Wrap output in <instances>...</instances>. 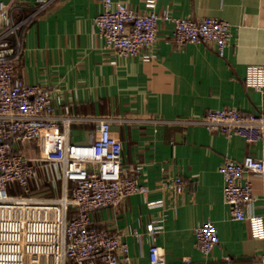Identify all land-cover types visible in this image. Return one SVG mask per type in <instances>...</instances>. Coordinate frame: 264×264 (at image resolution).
Masks as SVG:
<instances>
[{
    "label": "crops",
    "instance_id": "1",
    "mask_svg": "<svg viewBox=\"0 0 264 264\" xmlns=\"http://www.w3.org/2000/svg\"><path fill=\"white\" fill-rule=\"evenodd\" d=\"M5 1L15 19L24 20L15 76L59 89L76 115L111 117L112 134L123 145L124 171L148 187L146 193L126 196L115 207L90 213L92 224L128 242L131 262L121 264H149L150 239H139L133 231H144L159 217L164 229L156 242L167 264H254L264 250V238L252 236L248 220L233 218L224 200L219 166L226 157H263L264 140L250 143L240 135L174 120L198 118L219 107L264 113V89L245 81L249 65L264 66V0H157L154 5L121 0L162 15L154 46L157 56L151 61L102 47L93 23L104 9L101 0H50L39 13L36 0ZM204 15L230 23L232 35L224 55L218 54L213 41L179 45L174 40L173 17ZM59 130H64L63 124ZM67 134L71 142H88L98 135L96 122H71ZM32 143L26 144L30 155H45L44 142ZM39 174L32 193L47 197L62 193V179L47 181L42 167ZM173 175L185 180L182 192L161 186ZM245 176L255 196L247 210L264 215V175L246 172ZM72 185L67 183L68 193ZM208 218L214 221L220 241L205 255L194 227Z\"/></svg>",
    "mask_w": 264,
    "mask_h": 264
},
{
    "label": "built area",
    "instance_id": "2",
    "mask_svg": "<svg viewBox=\"0 0 264 264\" xmlns=\"http://www.w3.org/2000/svg\"><path fill=\"white\" fill-rule=\"evenodd\" d=\"M36 13L50 0H36ZM104 9L93 23L102 47L121 56L138 55L143 61L156 58L158 20L155 9L141 11L124 1L101 0ZM154 5L157 0H145ZM164 16L168 17L167 10ZM173 38L179 45L188 42H215L219 55L232 35L230 23L204 15L178 16ZM10 3L0 0V264H121L130 263L129 245L119 234L92 224L90 213L103 206H117L133 193H146L148 187L130 177L122 165L123 145L111 131L109 116L76 115L59 89L40 83H27L15 76V58L21 50L20 27ZM116 62L115 59L112 60ZM246 84L264 89V66L249 65ZM61 107V111L58 108ZM74 121H94L98 135L88 142L68 140L67 129ZM174 122L198 123L227 135H240L252 143L264 140V113L246 112L235 107L208 109L201 117ZM63 124L64 130L59 126ZM44 142L45 155L32 156L27 142ZM47 181L62 179L63 191L56 197L34 194L40 180L39 168ZM223 196L237 220H248L253 237L264 238V215L251 212L255 201L246 172L264 175V156L247 154L241 160L226 157L219 166ZM73 182L68 193L67 183ZM19 183L25 193L11 194L7 187ZM176 192L185 180L173 175L161 182ZM158 201H151L154 204ZM164 229L163 218L149 221L137 238L148 237L149 264H167L159 251L157 235ZM200 250L208 255L219 243L212 219L194 227ZM254 264H264V250Z\"/></svg>",
    "mask_w": 264,
    "mask_h": 264
},
{
    "label": "rangeland",
    "instance_id": "3",
    "mask_svg": "<svg viewBox=\"0 0 264 264\" xmlns=\"http://www.w3.org/2000/svg\"><path fill=\"white\" fill-rule=\"evenodd\" d=\"M27 146H33V143L28 141ZM37 153L39 154V149L37 150ZM7 190L11 194H20V193H25L24 187L21 186L18 182L17 183H12L9 184L7 187Z\"/></svg>",
    "mask_w": 264,
    "mask_h": 264
}]
</instances>
